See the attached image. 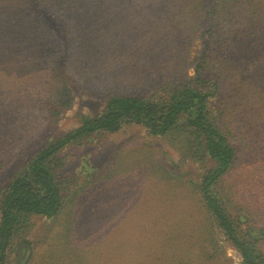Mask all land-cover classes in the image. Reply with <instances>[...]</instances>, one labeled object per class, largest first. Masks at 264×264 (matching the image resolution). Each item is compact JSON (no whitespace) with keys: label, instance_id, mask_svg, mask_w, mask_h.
<instances>
[{"label":"rangeland","instance_id":"1","mask_svg":"<svg viewBox=\"0 0 264 264\" xmlns=\"http://www.w3.org/2000/svg\"><path fill=\"white\" fill-rule=\"evenodd\" d=\"M198 2L0 0V197L32 156L97 116L108 98L158 103L170 85L192 83L205 56H213L206 25L212 16L229 22L241 14L234 23L255 42L235 43L257 47L256 54L234 50L244 65L232 78H217L222 91L229 94L238 89L231 87L237 78L264 71V27L256 16L248 20L244 1L221 0L215 12ZM201 77L197 87L211 94L207 107L215 113L221 90L211 76ZM253 131L246 159L257 176L239 182L234 194L244 212L255 213L248 224L261 229L264 150ZM179 149L177 141L164 142L134 123L61 148L55 170L64 181L63 204L53 218L36 217L22 232L30 243L26 264H242L215 226L207 235L189 184L205 168ZM226 206L237 213L228 200ZM259 247L264 253V240ZM208 255L215 259L205 260Z\"/></svg>","mask_w":264,"mask_h":264},{"label":"trees","instance_id":"2","mask_svg":"<svg viewBox=\"0 0 264 264\" xmlns=\"http://www.w3.org/2000/svg\"><path fill=\"white\" fill-rule=\"evenodd\" d=\"M220 1L199 0L198 4H208L210 10L215 12ZM243 1L247 9H244V14L248 20L256 16L259 26L264 27V0ZM212 17L213 21H206V25L211 41L208 51L213 56H205L202 71L198 69L195 72L192 83L170 85L171 89L167 90L169 93L158 103L134 96L108 98L97 116L84 120L78 129L64 138L58 141L51 139L48 146L32 156L23 172L12 178L0 197V264H11L13 259H16L14 264H26L30 243L22 238V232H26L32 219H50L61 210L63 197L60 186L64 181L59 179L55 170L58 163L56 154L61 148L93 133H115L123 124L130 123L144 125L151 136L159 137L164 142L177 141L179 151L184 152L182 154L204 165L205 170L200 173L198 182L191 181L189 184L200 206L197 211L203 215L202 225L209 226L207 235L215 226L238 252L242 264H264V253L259 247V243L264 240V228L248 224V215L254 218L255 213L251 209L244 212V207L237 205L234 194L239 182L257 176L252 159H246L253 142L249 131L254 130L258 134L257 148L264 150V71L237 78L231 87L238 84V89L229 91V94L222 91L217 78H232L229 74L238 73L244 65L242 57L234 50L253 49L252 52L256 54L257 47H240L235 43L240 40L247 42L250 37L255 42L254 35L240 28L241 23H234L241 21V14L228 17L229 22ZM260 40L264 47V40ZM259 65L260 62H255V67ZM205 73L216 84L215 90H221L214 101L215 113L207 107L211 94L205 93L207 89L205 91L197 87V83H204L201 74ZM256 118L262 122H252ZM241 121L244 122L243 131L238 129ZM232 142L238 147L233 146ZM231 180V185L225 188L224 185ZM225 199L236 206L235 215L226 206ZM213 256L208 255L207 259H203L211 261L215 259Z\"/></svg>","mask_w":264,"mask_h":264}]
</instances>
